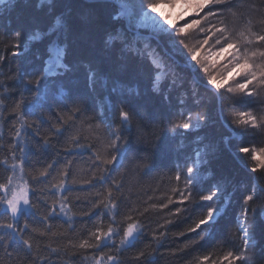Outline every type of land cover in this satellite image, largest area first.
Listing matches in <instances>:
<instances>
[{
    "label": "snow or ice",
    "instance_id": "1",
    "mask_svg": "<svg viewBox=\"0 0 264 264\" xmlns=\"http://www.w3.org/2000/svg\"><path fill=\"white\" fill-rule=\"evenodd\" d=\"M116 3L107 25L92 9L89 22L103 30L100 51L114 53L131 79L85 64L88 92L105 93L95 103L60 79L79 67L65 61L73 12L84 4L38 0L54 17L46 32L0 30V264H253L257 210L264 218V186L254 182L264 180V0ZM45 36L43 69L22 76L11 58ZM145 61L147 92L159 102L152 112L132 82L145 75ZM175 138L178 151L195 147L157 172L155 147ZM225 153L248 184L234 223L216 239L240 187L214 171ZM153 173L152 194L133 199L145 189L142 175ZM60 217L67 229L54 222ZM208 240L215 243L206 249Z\"/></svg>",
    "mask_w": 264,
    "mask_h": 264
},
{
    "label": "trees",
    "instance_id": "2",
    "mask_svg": "<svg viewBox=\"0 0 264 264\" xmlns=\"http://www.w3.org/2000/svg\"><path fill=\"white\" fill-rule=\"evenodd\" d=\"M61 3H75L84 4V8H76L73 12V23L75 26L74 30V43L69 49L68 55L66 57V63L70 66L73 64L79 65L76 71L67 73L64 77L60 78L64 82V86L71 90L75 94L87 95L89 97L90 103L96 102V96L103 98L105 93L99 90L94 96L92 93L88 92L87 88V69L85 64L94 62L111 77H119L122 79H131L128 76H121L119 70L120 62L116 60L115 54H104L100 51L101 39L103 30L98 27L95 22H89L91 16L88 15V9H92V13L95 18L99 21H103L107 25L109 17L112 11L118 10V6L115 2L111 3H86L84 0H60ZM64 11L63 8L57 9V12ZM11 21V26L9 27L7 22ZM54 17L49 14L44 7L38 6V0H8V3L0 5V30L4 33H11L15 29H20L25 38L29 37L31 34L39 31L44 33L47 31L49 26L53 23ZM50 37H43L39 41L31 44L30 51L25 55L18 58H11L14 65H18L21 75H35L39 73L44 67V59L48 56V43ZM0 47H3L0 45ZM145 75L140 76L137 80L132 81L133 83L138 82L140 84V91L142 93L139 103L143 104L149 112L154 111L159 107V102L153 95L147 92L148 79L147 76L150 74V69L145 61L143 64ZM19 86V81L16 82ZM190 85L185 83V88H189ZM179 93L177 89L173 93V98ZM208 133L213 138H218L221 134L216 128L208 129ZM7 138V135L6 137ZM258 141V138H256ZM180 139H164L162 140L154 149V165L157 172L161 170H168L175 166L178 161H182L185 154H190L195 145L188 144L187 147L177 150V145H179ZM2 155V153H0ZM214 171L218 175L228 176L232 178L235 184L240 187L233 189L234 203L228 216L222 221V226L217 230V237L219 239L227 234V230L231 224L234 223V217L239 212V198L240 195L245 190L248 184V177L243 169H238L237 166L232 161L228 154L221 155L213 163ZM152 176L141 177V182L145 186L144 190H140L138 193L134 192L133 199L139 194L143 199H147L144 195V191H147L148 195L152 194V189L147 187L148 185H154L155 181ZM3 177L2 166H0V178ZM255 183L264 186V180L258 179L254 181ZM162 184L167 183V181H162ZM159 194V193H157ZM82 209L77 208L76 211L79 212ZM74 229L77 232L83 230V224L79 223V217H74ZM89 220V218H84ZM57 225L62 224L65 229H67V221L65 218H53ZM91 226V221L89 222V227ZM71 231V230H69ZM255 233L256 238L259 241L257 246V251L254 257L253 264H264V218H261L259 210H257L255 215ZM75 238V237H74ZM215 243V240H208L204 243V248H210ZM16 251H20L17 247ZM53 254V259H55ZM3 264H16L15 260L5 259ZM56 264H60L56 261ZM159 264H164L161 260Z\"/></svg>",
    "mask_w": 264,
    "mask_h": 264
},
{
    "label": "rangeland",
    "instance_id": "3",
    "mask_svg": "<svg viewBox=\"0 0 264 264\" xmlns=\"http://www.w3.org/2000/svg\"><path fill=\"white\" fill-rule=\"evenodd\" d=\"M111 1L116 2V0H111ZM162 11H168V9H162ZM180 11H181L180 8H176V9H174L173 12H172L173 18H175V15L178 14ZM39 40H40V39H39ZM39 40H38V41H39Z\"/></svg>",
    "mask_w": 264,
    "mask_h": 264
},
{
    "label": "bare ground",
    "instance_id": "4",
    "mask_svg": "<svg viewBox=\"0 0 264 264\" xmlns=\"http://www.w3.org/2000/svg\"><path fill=\"white\" fill-rule=\"evenodd\" d=\"M86 3H92L91 2V0H84ZM116 3V2H115ZM117 4V6H118V3H116ZM119 7V6H118ZM39 40V39H38ZM38 40H36V41H34V42H32V44H34L35 42H37ZM48 55V54H47ZM46 58H47V56H46ZM45 58V59H46ZM45 59H44V61H45ZM66 62V61H65Z\"/></svg>",
    "mask_w": 264,
    "mask_h": 264
}]
</instances>
